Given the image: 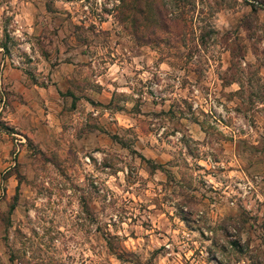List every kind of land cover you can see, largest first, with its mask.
<instances>
[{"label":"rangeland","instance_id":"374dc122","mask_svg":"<svg viewBox=\"0 0 264 264\" xmlns=\"http://www.w3.org/2000/svg\"><path fill=\"white\" fill-rule=\"evenodd\" d=\"M0 264H264V0H0Z\"/></svg>","mask_w":264,"mask_h":264},{"label":"crops","instance_id":"0c3cea01","mask_svg":"<svg viewBox=\"0 0 264 264\" xmlns=\"http://www.w3.org/2000/svg\"><path fill=\"white\" fill-rule=\"evenodd\" d=\"M70 62H67V61H64V62H62V63H60L59 65H61V67H67V64H69ZM57 66V64H55L54 65V67H51L52 69H54L53 70V72H54V74H56L57 72H58V70L56 71L55 70V67ZM64 76V79L67 77V75L66 74H64L63 75ZM53 79H56L55 77H53ZM55 85V84H54ZM34 86L35 87H38L37 85H35L34 84ZM49 89H50V86L48 87ZM43 89V88H42ZM41 88H39V90H36V88H34V87H31L30 89H29V91H30V96L33 98L32 100L33 101H36L37 99H39V95H37V93H39L40 92V94H42L43 92H44V90H42ZM28 93V92H27ZM28 95H29V93H28ZM55 97V96H54ZM48 100H46V102H47Z\"/></svg>","mask_w":264,"mask_h":264},{"label":"trees","instance_id":"16d2710c","mask_svg":"<svg viewBox=\"0 0 264 264\" xmlns=\"http://www.w3.org/2000/svg\"><path fill=\"white\" fill-rule=\"evenodd\" d=\"M163 27H166L167 26V24H166V22L162 25ZM152 32L154 31V28L152 27ZM72 97H73V95H72ZM74 98V97H73Z\"/></svg>","mask_w":264,"mask_h":264}]
</instances>
